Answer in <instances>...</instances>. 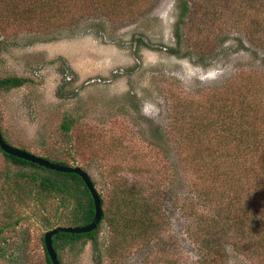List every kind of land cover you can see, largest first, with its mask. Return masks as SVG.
Returning <instances> with one entry per match:
<instances>
[{
  "label": "rangeland",
  "instance_id": "rangeland-1",
  "mask_svg": "<svg viewBox=\"0 0 264 264\" xmlns=\"http://www.w3.org/2000/svg\"><path fill=\"white\" fill-rule=\"evenodd\" d=\"M25 1L0 0V79H25L0 91L5 142L84 170L103 199L102 215L113 181L156 195L164 188L157 238L116 237L103 219L99 258L85 242L62 250L61 264H191L198 254L188 223L205 204L196 200L180 133L203 106L215 112L212 92L241 71L260 73L264 95L256 32L263 22L251 27L253 44L247 39V21L260 22L255 10L264 0H181L178 41V0ZM23 171L0 153V264H46L42 236L67 215L53 197L31 193ZM229 264L250 262L231 252Z\"/></svg>",
  "mask_w": 264,
  "mask_h": 264
},
{
  "label": "trees",
  "instance_id": "trees-1",
  "mask_svg": "<svg viewBox=\"0 0 264 264\" xmlns=\"http://www.w3.org/2000/svg\"><path fill=\"white\" fill-rule=\"evenodd\" d=\"M16 1L28 3L25 0ZM45 8L40 10L45 12ZM176 8L179 12L173 36L178 41L177 24L184 17L187 5L178 0ZM24 13L23 15L31 18L29 10ZM15 15L18 19L23 17L22 13ZM255 15H260L261 19L260 22L253 18L247 21L250 28L247 39L253 44L255 33L251 31V27L263 22L256 32L262 38L260 46L264 48V2L258 3ZM259 76L257 71L237 73L226 86L212 92L211 98L214 100L209 106L215 112L206 113L208 109L203 106L200 117L192 116V121L181 130L180 137L185 142L183 145L186 150L184 163L191 172H196L195 178L192 176V182L198 185L195 190L196 200L207 204L206 207L201 206L198 214L188 223L189 238L198 254L191 264H229L231 252L243 256L250 264H264V95ZM24 83L25 79L14 76L1 78L0 91L19 88ZM61 128L66 131L68 122L64 121ZM166 138L170 140L169 136ZM2 140L5 142L3 137ZM210 145L212 147L209 148ZM0 153L13 164L28 171H23L19 176L27 185H31V193L37 196L39 194L40 197L51 196L66 210L65 218H57L50 225L56 227L61 223L74 227L91 221L92 200L77 175L50 171L1 151ZM41 158L54 164L70 166ZM90 181L94 187L93 181ZM126 185L121 180L113 181L107 207L92 231L52 236L51 246L59 264L62 250L78 248L79 251L85 242L91 244L92 251L99 258L96 233L103 219L116 237L126 233L146 242L157 238V231L164 224L157 198L163 194L164 188L157 191L156 195L151 189ZM97 195L102 208L103 199L99 192ZM116 237L113 238L114 246L119 244ZM229 245L230 252L227 250ZM42 247L45 263L51 264L43 241ZM96 263L98 264L97 260Z\"/></svg>",
  "mask_w": 264,
  "mask_h": 264
},
{
  "label": "water",
  "instance_id": "water-1",
  "mask_svg": "<svg viewBox=\"0 0 264 264\" xmlns=\"http://www.w3.org/2000/svg\"><path fill=\"white\" fill-rule=\"evenodd\" d=\"M0 151L6 155L15 157L17 159H21L25 162L37 165L38 167H42L50 171L75 174L81 179L87 191L89 192L93 204V217L88 224L83 226H74V227L56 226L46 231L42 236L43 246L50 263L59 264L51 246V238L52 236L61 233H68V234L88 233L97 226L102 216V209L96 190L94 189L88 175L84 171H82L79 167L51 163L41 157L35 156L24 150H20L18 148L6 144L2 140L1 135H0Z\"/></svg>",
  "mask_w": 264,
  "mask_h": 264
}]
</instances>
